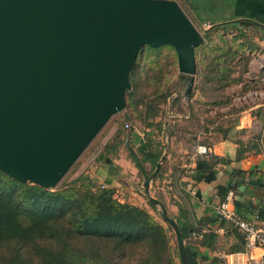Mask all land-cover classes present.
Instances as JSON below:
<instances>
[{"label": "water", "instance_id": "water-1", "mask_svg": "<svg viewBox=\"0 0 264 264\" xmlns=\"http://www.w3.org/2000/svg\"><path fill=\"white\" fill-rule=\"evenodd\" d=\"M205 38L171 0H0V171L55 190L108 121L125 108L130 72L144 46H170L186 98ZM143 183L189 264L182 233L150 193L168 154ZM107 162H109L107 160Z\"/></svg>", "mask_w": 264, "mask_h": 264}, {"label": "trees", "instance_id": "trees-1", "mask_svg": "<svg viewBox=\"0 0 264 264\" xmlns=\"http://www.w3.org/2000/svg\"><path fill=\"white\" fill-rule=\"evenodd\" d=\"M203 32L206 44L195 49L197 75L200 73L202 84L213 83L214 87L217 85L216 88L224 90L243 83L246 71L244 67L237 69L239 61L245 62L243 44L239 48L236 39H230L228 33L224 34V25ZM145 48L153 54L170 49L177 59L170 46ZM139 54L130 73L132 81L143 61ZM207 56L212 58L210 65L203 67ZM236 72L237 78L234 79L231 76ZM166 76L167 73H163L157 76L158 79L146 78V89L137 100L134 93H126L127 119H138L142 124L149 121L145 126L153 129L147 133L144 128L142 137L133 131L126 135L135 146V151H129L131 162L144 176H147L144 164L150 165L151 175L163 154V145L157 138L163 123L156 119L162 112L160 105L166 104L170 96L168 89L164 90V84L169 81ZM230 101L224 96L222 101H216V109L230 106ZM221 120L224 122L223 114L217 121ZM208 130L203 128L204 133ZM171 132L170 128L168 136ZM219 162L223 161L211 154L197 157L195 180L204 184L214 182L217 174L215 167ZM163 163L155 180L161 175ZM110 183L106 180L108 186ZM233 190L231 183L219 186L217 191L221 201ZM114 194L113 187H97L82 176L51 191L16 181L0 171V264H174L175 259L180 263L177 246L173 251L169 242L170 226L163 220L162 224L155 219L145 208L119 202ZM156 199L163 203L159 196ZM148 205L156 211L157 207L149 202ZM168 214L182 233L189 264H197L189 246L190 242L196 241L190 238L192 225L183 219L180 211L178 216ZM159 215L162 219L161 212ZM256 217L264 220V207ZM226 226L243 242V237L236 230ZM216 238L213 231H208L201 240L209 245ZM238 250L241 251L240 248L231 249L232 252Z\"/></svg>", "mask_w": 264, "mask_h": 264}, {"label": "crops", "instance_id": "crops-1", "mask_svg": "<svg viewBox=\"0 0 264 264\" xmlns=\"http://www.w3.org/2000/svg\"><path fill=\"white\" fill-rule=\"evenodd\" d=\"M185 4L186 13L202 22L203 31L224 25V34L236 39L239 48L243 44L245 62L237 59V69L244 67L246 72L244 82L234 87L237 94L231 105L219 109L224 122L215 121L190 148L180 145L173 153L170 144L166 167L152 182L150 193L164 196L168 213L178 216L180 211L192 225V233L216 234L209 245L201 239L189 243L197 264H241L247 259L244 241L218 221L215 211L221 202L218 187L231 183L237 213L264 225V220L256 217L264 207V0H185ZM200 145L223 161L216 165V179L210 184L195 180L196 161L187 160ZM123 163L128 172L136 174L130 162ZM108 176L105 173V180ZM131 204L145 208L142 203ZM236 248L241 251H231ZM174 264L180 263L175 259Z\"/></svg>", "mask_w": 264, "mask_h": 264}, {"label": "rangeland", "instance_id": "rangeland-1", "mask_svg": "<svg viewBox=\"0 0 264 264\" xmlns=\"http://www.w3.org/2000/svg\"><path fill=\"white\" fill-rule=\"evenodd\" d=\"M171 1H175L186 13L185 0ZM186 15L203 35L204 29L202 25L196 21L193 15L189 13H186ZM139 52H141L138 54L143 61H141V65L138 67V74L133 77V81L130 80L129 75L131 88L128 92L134 93L136 100L139 99V97L143 94L142 92H144L146 89V78L158 79L157 76L159 74L167 73L166 77L169 80L166 84H164V90L168 89L170 96L167 98L166 104L160 105L162 112L160 117L156 119V121L163 123L162 131L157 136L161 143L164 123L168 117V129L171 128L172 130L171 136L167 137L169 150L163 163L164 167H166V161L170 156V144L173 143V153L180 145H183L185 148L192 147L198 138L201 139L203 136H205L202 134L204 132L203 128L207 127L208 129H211L214 122L220 118V115H222L219 109H216L218 107L215 104L216 101H222L224 96H227L230 98V100H232V98L236 96L237 92L234 88V85L229 86L224 90H219V88H216L217 85L214 87L213 83V85H203L200 80V73L197 75L196 68L194 82L191 86V92L187 99L186 84L179 81L177 59L170 49L165 48L160 52L153 54L150 53L149 50H147L144 46ZM211 59V56L205 57L203 67L210 65L209 63L211 62ZM201 68L202 66H200V69ZM231 77L236 79L237 72L232 74ZM136 91L139 92V94H137ZM231 103L232 102L230 101V104ZM228 107L229 106H227V108ZM125 112L126 107L123 111L114 115L108 121V123L76 161V163L71 167L59 185L69 183L79 176H82L86 177L88 181H91L97 187H113L115 189L114 198L119 202L142 203L145 209L150 214L154 215L155 219L163 224L164 222L159 215V209L156 208V211H154L148 205V201L143 194L142 186L144 181L150 175V165L148 163L144 164L145 174H147V176H144L138 172L131 162V158L129 156V151H135V146L126 137V135L130 134L131 131L142 137L144 128L146 129L145 131L147 133L153 129L151 127L145 126L146 124H149V121L145 124H142L138 119L128 120L125 116ZM130 113L131 112H129V114ZM204 120L207 124L204 122ZM209 120H211L210 122L213 123L211 124L208 122ZM126 124L129 125V128L127 129L125 127ZM153 133L156 135V130H154ZM105 148L107 149L106 151ZM107 159L109 162H107ZM123 162L126 164L130 162L136 169V174L128 172L127 168H124ZM105 173H108V177H110L109 180L111 183L109 186L106 184ZM154 194L155 195H151L153 197L159 196V198H162L163 200V195H157L156 192H154ZM168 236L172 249L175 251L174 249L176 248V241L174 233L170 232L168 233Z\"/></svg>", "mask_w": 264, "mask_h": 264}, {"label": "built area", "instance_id": "built-area-1", "mask_svg": "<svg viewBox=\"0 0 264 264\" xmlns=\"http://www.w3.org/2000/svg\"><path fill=\"white\" fill-rule=\"evenodd\" d=\"M125 127L127 129L129 125L126 124ZM208 154H210V149L200 145L188 156L187 160L194 162L197 157ZM215 214L219 222H224L243 237L244 254L247 255V259L241 264H264V225L244 219L237 213L232 192H229L218 204ZM205 233L206 231L191 233L190 238L192 240L201 239ZM255 251H258V253L256 254Z\"/></svg>", "mask_w": 264, "mask_h": 264}]
</instances>
